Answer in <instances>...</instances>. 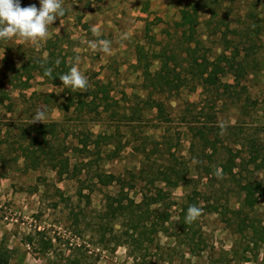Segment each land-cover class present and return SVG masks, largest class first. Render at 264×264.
I'll return each instance as SVG.
<instances>
[{"label":"rangeland","instance_id":"rangeland-1","mask_svg":"<svg viewBox=\"0 0 264 264\" xmlns=\"http://www.w3.org/2000/svg\"><path fill=\"white\" fill-rule=\"evenodd\" d=\"M62 2L66 14L49 26L47 37H13L0 46V240L11 251L8 264H139L112 240L123 229L122 218L114 219L112 234L105 227L109 218L100 219L106 197H123V188L137 207L149 205L167 219V232L157 234L145 256L149 264H264V172L245 164L235 167L234 176L215 171L224 146L234 154L240 149L238 164L246 162L252 145L264 152V0ZM20 3L39 8V0ZM181 10L196 15L195 27L176 25ZM49 40L90 86L108 91L97 112L66 110L63 92L73 88L44 81L40 61L48 57ZM99 40H109L111 51L92 43ZM165 58L187 75L176 92L165 86L161 92L155 81L144 79L145 71L157 73L164 84L159 68ZM208 63L222 69L215 85H202L197 77L206 67L204 77L211 72ZM27 75L29 86L23 88L19 80ZM152 100L163 104L164 116L151 108ZM37 109L46 111L43 122L63 126L59 138L66 135L67 142L79 131L111 135L103 153L116 148L118 154L99 170L127 184H99L92 176L95 165L88 175L62 180L43 163L25 171L21 158L13 160L19 154L17 126L33 123ZM221 124L227 126L223 132ZM199 132L217 146L213 155L204 150L203 164L197 160L203 150ZM67 155L72 164L76 156ZM163 165L183 170L177 187L151 176ZM207 198L217 201L218 212L206 205ZM189 199L203 214L182 232L178 215Z\"/></svg>","mask_w":264,"mask_h":264},{"label":"trees","instance_id":"trees-1","mask_svg":"<svg viewBox=\"0 0 264 264\" xmlns=\"http://www.w3.org/2000/svg\"><path fill=\"white\" fill-rule=\"evenodd\" d=\"M177 26L184 28L185 26L195 27L197 25L196 15H192L191 12L187 10L180 11V22L176 23ZM0 40V46L2 42ZM45 50L47 51L48 57L41 60L40 66L45 70V68L52 69L51 76H45L42 73L44 81L51 86H60L62 82L59 80V77L70 71L71 67L68 65L65 57H59L56 54L52 41H48ZM197 66L202 67V63H197V60L194 61ZM204 62V61H203ZM168 61L165 59L161 60V66L159 72H161L165 77L163 79L165 83L163 84L159 78H157V73L150 74L145 71L144 79L153 80L156 83L153 85L154 89H160L161 92H165L164 86L168 91L174 90L176 92L178 88L187 82V75L182 76L181 71L178 70L179 65H174L172 67L168 66ZM212 66L211 72L204 77V72L207 71V67L203 70H200L197 77L198 80L202 81L200 84L211 83L216 84V73L221 72L218 66L208 63ZM209 65V66H210ZM28 66L23 67L27 71ZM220 70V71H219ZM29 75L25 79L22 78L19 82L22 84L23 88H27L29 85ZM170 84V85H168ZM95 85V86H94ZM90 86L86 92L77 93L82 91H72L71 89H66L63 94L65 97V109L69 110L72 108L73 112L79 113V115L85 110L88 109V112H97L98 108L102 106L103 101L107 98V90L98 88V84L95 83ZM229 86V85H228ZM227 87V85H226ZM62 96V95H61ZM46 97H54V94H48ZM6 98V95L3 97ZM2 101V100H0ZM98 101V103H97ZM151 108H156L157 113L160 116L165 115V110L163 104L156 100H152ZM19 134L16 137V144L18 147L19 154L15 155L13 158L14 161L18 159L23 160L24 170H36L41 165V163L49 166L59 180L63 178H75L76 176L83 174L84 172L88 175L95 165L96 168L93 173V178L103 186H108L110 184L116 183L123 187L125 184L124 180L120 176L113 175L111 173L107 174L103 171H100L101 162L104 160H111L117 156L118 149L103 153V148L111 145V135H106L104 133L93 134L89 131L86 132H76L74 133L73 140L67 142L66 135L59 138L61 126L58 122L49 121V122H39V123H28L24 126L19 125ZM199 139H201L198 146H202V151L199 155V163L203 161V152L204 150H212V155L217 152L216 142L206 141L203 139V132H199ZM15 144V143H14ZM194 147V144H191ZM224 151V156L222 157L218 165L215 166V171L220 170L219 172L222 175L234 176L235 167H242L243 164L251 165V171L264 172V152L257 145H252L248 151L249 157L246 159V162L243 163L244 159H240V163H236L238 158V153L240 149L236 150L234 154L232 149L227 146L222 147ZM72 152L76 157H74V162L71 164L70 158L68 157V152ZM211 155V156H212ZM210 158V157H208ZM176 162V159H173ZM2 162V159H1ZM203 164V163H202ZM238 164V165H237ZM205 172L208 174V167H204ZM183 170H178L174 165H163L158 169V171L151 176H155V180L159 183L164 184L167 187H177L183 180ZM143 178V177H142ZM147 182L153 183L152 180L145 179ZM93 186H95L93 184ZM123 190L119 198L116 197H106V210L104 217H100L101 220L104 218H109V221L105 225L108 227L106 231H109L111 234L115 233L113 229V221L117 218H122V230L119 231L116 235H112V240L117 245H125L129 249V254L136 260L141 261L139 264H149V261H145V256L151 250L150 246L153 245L155 237L158 233H166L167 227L165 223L167 219H164L161 215H156L154 212H151L149 205L140 209L137 207L132 199L129 198L127 193H124ZM116 195V196H117ZM117 196V197H118ZM194 202V203H193ZM192 205H196L194 199H189L186 204L180 206V214L178 215L179 223L181 224V231L187 232L192 228V223H186L185 217L187 214V209ZM207 206H210L214 212H218L217 201L211 202L208 198L205 201ZM224 208H228L227 205ZM233 215H237L239 212L235 210L226 209ZM11 256V251L5 246L2 240H0V264H8Z\"/></svg>","mask_w":264,"mask_h":264},{"label":"clouds","instance_id":"clouds-1","mask_svg":"<svg viewBox=\"0 0 264 264\" xmlns=\"http://www.w3.org/2000/svg\"><path fill=\"white\" fill-rule=\"evenodd\" d=\"M66 9L62 0H39V8L35 4L22 6L20 0H0V40H9L13 37H22L26 41L44 38L49 35V26L53 25L58 17H63ZM96 46H102L105 53L111 51L109 40H99L92 42ZM80 58H75L78 63ZM52 69L45 68L44 75L51 76ZM59 80L63 86H71L73 90L86 92L90 87L87 76L82 75L78 68L71 67L70 71L61 75ZM46 119V111L37 109L33 123ZM222 132L226 130V125H219ZM217 170V175H219ZM203 214V209L197 205H190L185 217L186 223L196 221Z\"/></svg>","mask_w":264,"mask_h":264}]
</instances>
